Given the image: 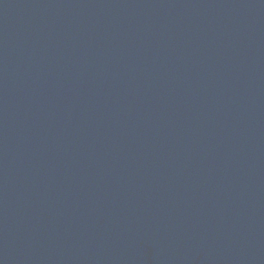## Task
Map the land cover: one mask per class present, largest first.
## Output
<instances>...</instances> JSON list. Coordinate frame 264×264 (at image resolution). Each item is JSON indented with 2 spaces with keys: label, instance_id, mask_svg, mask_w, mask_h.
<instances>
[{
  "label": "water",
  "instance_id": "95a60500",
  "mask_svg": "<svg viewBox=\"0 0 264 264\" xmlns=\"http://www.w3.org/2000/svg\"><path fill=\"white\" fill-rule=\"evenodd\" d=\"M0 264H264V0H0Z\"/></svg>",
  "mask_w": 264,
  "mask_h": 264
}]
</instances>
